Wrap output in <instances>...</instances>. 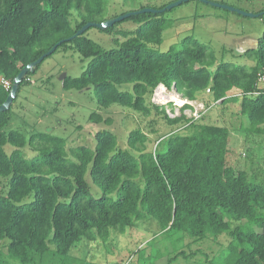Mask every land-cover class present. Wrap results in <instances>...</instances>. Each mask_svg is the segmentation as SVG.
I'll use <instances>...</instances> for the list:
<instances>
[{"label": "trees", "instance_id": "16d2710c", "mask_svg": "<svg viewBox=\"0 0 264 264\" xmlns=\"http://www.w3.org/2000/svg\"><path fill=\"white\" fill-rule=\"evenodd\" d=\"M107 4L108 0H0V106L24 67L86 24L110 20L105 17ZM167 12L124 20L137 27L116 31L124 39L116 40L117 49H105L84 33L55 51L72 50L90 59L79 77L63 80L64 90L94 88L99 107L118 105L152 118L150 133H158L160 121L180 126L161 135L152 149L153 139L141 127L128 133L125 147L109 128L96 132L93 147H68L65 139L47 133L27 137L6 131L12 106L0 113V184L6 182L0 194V257L20 264H38L49 255L69 258L83 239L95 242L113 232L123 235L152 218L165 236L181 231L204 240L229 232L233 240L224 264H264V185L231 165L230 130L210 122L206 112L198 119L188 117L185 110H194L191 104L170 117L164 106L151 101L163 85L189 102L204 96L222 105L239 102L249 124L245 131L263 138L264 93H254L259 90L258 74L264 71V33L256 48L241 55L245 62L239 65L218 60L209 45L194 36L162 51L164 32L173 26ZM258 18L264 21V16ZM120 23L104 31L112 34ZM41 65L27 75L20 90L33 84ZM2 79L10 81L9 89ZM90 118L95 124H112L97 112ZM89 180L100 189L98 197ZM233 221L245 225L233 228ZM187 256L180 252L167 264Z\"/></svg>", "mask_w": 264, "mask_h": 264}, {"label": "rangeland", "instance_id": "374dc122", "mask_svg": "<svg viewBox=\"0 0 264 264\" xmlns=\"http://www.w3.org/2000/svg\"><path fill=\"white\" fill-rule=\"evenodd\" d=\"M180 0H108V19L122 16L124 13L137 12L141 7L169 6ZM225 4L239 10L258 13L264 9V0H209ZM166 17L173 21V26L163 35L162 51L181 43L185 36H194L197 41L207 44L218 60L230 61L235 65L243 64L241 56L246 50L257 47V40L264 33V21L261 18H249L226 9L215 7L200 0H189L171 10ZM132 21H123L112 34L97 27H92L86 36L105 49H117L116 34L118 30L136 29ZM90 59L83 58L75 51H59L48 57L33 76V84L25 85L18 92L12 104L11 121L6 131L16 130L27 137L34 133H47L65 139L68 147L95 145V134L102 128L112 129L119 136V145L126 146L128 133L141 127L155 140L161 135L180 129V126L169 127L163 121L158 122V133H150L149 123L152 118H144L133 111L123 110L118 105L109 108L99 107L94 88L78 91L64 90V75L79 77L87 68ZM208 97V96H207ZM206 96L199 101L189 102L183 99L174 88L159 86L152 96V102L164 106L170 117L180 115L179 108L188 103L194 106L193 111L185 110L188 117H194L196 111L206 112L210 122L226 126L231 132L229 149L230 163L238 171H245L250 181L264 185V137H255L249 132L247 117L241 115L240 105L214 103ZM203 107V108H202ZM196 110V111H195ZM97 112L112 120V124H95L91 114ZM8 152L11 147H6ZM29 157L33 153L25 149ZM90 181V180H89ZM92 184L94 197L101 194L100 189ZM6 182L0 184V194L6 190ZM245 223L233 221L232 227L244 226ZM233 240L229 232L219 238L196 240L189 234L175 231L170 236L160 235V228L152 218L137 223L125 234H115L105 240L81 244L72 250L70 257L49 255L38 264H167L168 258L180 252L187 257H179L173 264H224L228 244ZM134 255V257H131ZM130 262H128L129 260ZM128 262V263H127ZM0 264H20L0 257Z\"/></svg>", "mask_w": 264, "mask_h": 264}, {"label": "water", "instance_id": "95a60500", "mask_svg": "<svg viewBox=\"0 0 264 264\" xmlns=\"http://www.w3.org/2000/svg\"><path fill=\"white\" fill-rule=\"evenodd\" d=\"M188 1L189 0L177 1V2L167 6L163 10L143 9V10L138 11V12L127 13L125 15L119 16L117 18H114V19H111V20H108V21H105V22H102V23H99V24H97V23H88V24H86L74 36L68 38L67 40L60 41L50 51H48L47 53L42 55L39 59H37L35 62L27 65L26 67H24L21 70V72L17 75V77L15 78V80H14V82L12 84V87H11V90H10V94L8 95L7 100L0 106V113L10 110L12 104L14 103L15 99L18 96V92L20 90V86H21L22 82L24 81V79L27 77V75L29 73L35 72L36 69L38 68V66L41 65L47 57H49L52 54H54L55 51L57 50V48L60 45H62L65 41L69 42V41L75 39L77 36L83 35L84 33H86L92 27H97L100 30H105V29H108L110 27H113L118 22H122V21L130 18L131 16H134V15H137V14H140V13H162V12H164L166 10H171L172 8L182 4L184 2H188ZM200 1H202L204 3L211 4V5H213L215 7H218V8H222V9H226V10H229V11H232V12H236V13H238L240 15H243V16L249 17V18H258V17L264 16V12L255 14V13L245 12V11L239 10L237 8H234V7L225 5V4L214 3V2H211L209 0H200ZM66 77H67V75L65 74L64 75V79Z\"/></svg>", "mask_w": 264, "mask_h": 264}, {"label": "built area", "instance_id": "2783aa9c", "mask_svg": "<svg viewBox=\"0 0 264 264\" xmlns=\"http://www.w3.org/2000/svg\"><path fill=\"white\" fill-rule=\"evenodd\" d=\"M1 81H2V84H3L7 89H9V88L11 87V83H10V81L5 80V79H2ZM257 87H258L259 90L256 91V92L254 93L255 95H259V94L264 93V71H262V72H260V73L258 74ZM192 106H193V105H192ZM202 108H203V107H202ZM189 111H193V110H189ZM195 111H196V110H195ZM185 114H187V113L185 112ZM200 116H201V113H200L199 110L196 111V113H194V118H195V119H198Z\"/></svg>", "mask_w": 264, "mask_h": 264}, {"label": "crops", "instance_id": "0c3cea01", "mask_svg": "<svg viewBox=\"0 0 264 264\" xmlns=\"http://www.w3.org/2000/svg\"><path fill=\"white\" fill-rule=\"evenodd\" d=\"M0 247H1V245H0ZM131 257H133V256L131 255ZM130 259H131V258H130ZM119 260H120V259H119ZM119 260L114 261L113 264H118V263H119Z\"/></svg>", "mask_w": 264, "mask_h": 264}]
</instances>
